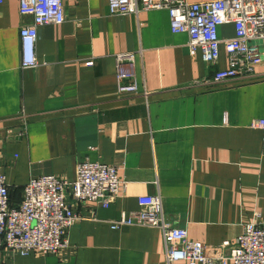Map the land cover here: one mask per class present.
<instances>
[{
  "label": "crops",
  "instance_id": "1",
  "mask_svg": "<svg viewBox=\"0 0 264 264\" xmlns=\"http://www.w3.org/2000/svg\"><path fill=\"white\" fill-rule=\"evenodd\" d=\"M65 5L67 20L39 29L38 65L25 68L20 1L0 4V173L16 202L31 178L71 181L87 158L118 166L127 189L73 225L65 258L2 253L0 264H168L161 229L112 226L138 210L140 195H159L175 225L213 247L235 240L256 213L264 219V128L252 126L264 119V62L250 77L202 82L229 66L227 51L209 65L187 32L171 29L168 9L111 15L109 0ZM123 52L136 53L135 95L119 92Z\"/></svg>",
  "mask_w": 264,
  "mask_h": 264
},
{
  "label": "built area",
  "instance_id": "2",
  "mask_svg": "<svg viewBox=\"0 0 264 264\" xmlns=\"http://www.w3.org/2000/svg\"><path fill=\"white\" fill-rule=\"evenodd\" d=\"M20 14L27 20L20 29L25 68L38 65L36 45L39 29L67 20L65 0H19ZM3 0H0V4ZM111 15L138 14L151 9H168L171 29L189 34L193 53L202 51L204 60L217 65L221 50L228 54L229 66L217 68L202 82H222L250 77L264 61V0H109ZM232 24L236 33L222 38L219 27ZM136 53L116 56L117 81L122 95L140 93L134 71ZM147 99L150 92H141ZM21 135H27L28 118L21 115ZM253 127L264 128V119H255ZM75 179L68 181L58 174L31 178L24 186L22 200L16 202L6 174L0 173V255H48L65 258L70 247V229L79 221L95 218L97 208L110 206L124 195L127 182L119 167L87 158L77 164ZM80 205L91 204L84 213ZM147 225L162 230L168 264H264V219L256 213L253 221L243 225L235 240L210 246L191 240L188 229L171 221L159 195H140L136 211L123 212L112 222L122 225Z\"/></svg>",
  "mask_w": 264,
  "mask_h": 264
},
{
  "label": "trees",
  "instance_id": "3",
  "mask_svg": "<svg viewBox=\"0 0 264 264\" xmlns=\"http://www.w3.org/2000/svg\"><path fill=\"white\" fill-rule=\"evenodd\" d=\"M12 196V195H11Z\"/></svg>",
  "mask_w": 264,
  "mask_h": 264
}]
</instances>
